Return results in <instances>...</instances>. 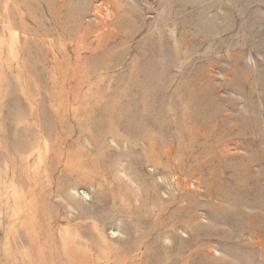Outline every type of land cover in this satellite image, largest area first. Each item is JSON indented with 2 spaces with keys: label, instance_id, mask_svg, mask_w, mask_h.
I'll list each match as a JSON object with an SVG mask.
<instances>
[{
  "label": "rangeland",
  "instance_id": "374dc122",
  "mask_svg": "<svg viewBox=\"0 0 264 264\" xmlns=\"http://www.w3.org/2000/svg\"><path fill=\"white\" fill-rule=\"evenodd\" d=\"M0 264H264V0H0Z\"/></svg>",
  "mask_w": 264,
  "mask_h": 264
},
{
  "label": "bare ground",
  "instance_id": "6f19581e",
  "mask_svg": "<svg viewBox=\"0 0 264 264\" xmlns=\"http://www.w3.org/2000/svg\"><path fill=\"white\" fill-rule=\"evenodd\" d=\"M116 113H117V112H116ZM115 115H116V119H120L122 115H125V112H124V114H123V113H117V114H115ZM106 119H107V118H106ZM73 249H74V248H73ZM74 251H75V250H74ZM69 252H70V251H69ZM71 253H72V252H71ZM75 254H77V253H75ZM76 256H77V255H76ZM79 258H80V257H79ZM79 258H78V259H79ZM78 259H77V260H78ZM84 260H85V259H84ZM83 263H84V262H83Z\"/></svg>",
  "mask_w": 264,
  "mask_h": 264
}]
</instances>
